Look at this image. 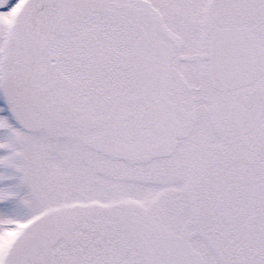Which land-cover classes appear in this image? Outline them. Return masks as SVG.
I'll return each instance as SVG.
<instances>
[{"label": "snow or ice", "instance_id": "obj_1", "mask_svg": "<svg viewBox=\"0 0 264 264\" xmlns=\"http://www.w3.org/2000/svg\"><path fill=\"white\" fill-rule=\"evenodd\" d=\"M0 264H264V0H0Z\"/></svg>", "mask_w": 264, "mask_h": 264}]
</instances>
